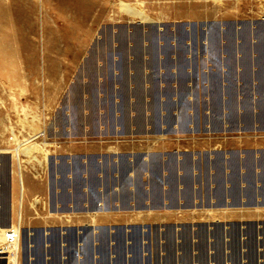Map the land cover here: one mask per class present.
Returning a JSON list of instances; mask_svg holds the SVG:
<instances>
[{"label": "rangeland", "instance_id": "rangeland-1", "mask_svg": "<svg viewBox=\"0 0 264 264\" xmlns=\"http://www.w3.org/2000/svg\"><path fill=\"white\" fill-rule=\"evenodd\" d=\"M0 213V264H264V0H0Z\"/></svg>", "mask_w": 264, "mask_h": 264}, {"label": "bare ground", "instance_id": "bare-ground-1", "mask_svg": "<svg viewBox=\"0 0 264 264\" xmlns=\"http://www.w3.org/2000/svg\"><path fill=\"white\" fill-rule=\"evenodd\" d=\"M121 7H122V11L127 13V14H129L132 18H140L141 21H148V17L146 15H144V12L141 9L137 8L136 6H131V5H127V4H121ZM76 26H74V27H76ZM39 135L40 134L34 135V139H36ZM28 142H31V141L29 140ZM25 145H27V143ZM25 150L26 151L24 153L28 152L30 150V148L27 147ZM21 151H22V145H20L16 149V156L18 155V157H19L21 155ZM44 156L47 157L48 153H45ZM19 167H21L20 164H19ZM19 177H20V181H21V192H22V195H23L24 186H23V173H22L21 169L19 170ZM22 200H23V197L21 196V201ZM20 203H22V202H20ZM19 220H20V217H19ZM19 225H20V223H19ZM19 230H20V228L18 229V236H17V251H16L17 254H18V250L20 248V240H21V232Z\"/></svg>", "mask_w": 264, "mask_h": 264}, {"label": "crops", "instance_id": "crops-1", "mask_svg": "<svg viewBox=\"0 0 264 264\" xmlns=\"http://www.w3.org/2000/svg\"><path fill=\"white\" fill-rule=\"evenodd\" d=\"M14 235H15L14 225H12L9 228H0V241L6 243L8 248H12V245L14 243Z\"/></svg>", "mask_w": 264, "mask_h": 264}, {"label": "water", "instance_id": "water-1", "mask_svg": "<svg viewBox=\"0 0 264 264\" xmlns=\"http://www.w3.org/2000/svg\"><path fill=\"white\" fill-rule=\"evenodd\" d=\"M243 130L246 131L245 128H243V127L239 128V131H243ZM252 130H256L255 126L252 128Z\"/></svg>", "mask_w": 264, "mask_h": 264}]
</instances>
